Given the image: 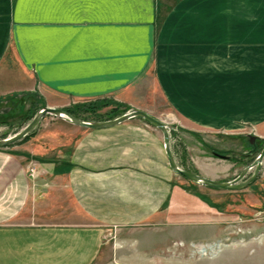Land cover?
Returning a JSON list of instances; mask_svg holds the SVG:
<instances>
[{
  "label": "crops",
  "instance_id": "crops-1",
  "mask_svg": "<svg viewBox=\"0 0 264 264\" xmlns=\"http://www.w3.org/2000/svg\"><path fill=\"white\" fill-rule=\"evenodd\" d=\"M90 1L73 0L68 10L61 9L57 15L62 22L69 18L84 23V29L92 33L85 35L89 47L78 41H66V45L43 41L39 34L38 42L21 43L26 59L39 62L85 53L107 55L108 31L131 26L105 18L110 7L116 9L111 0H98V7L94 5L97 0ZM124 1L116 7H130L135 14L143 11L140 2L128 5ZM206 1L217 2L181 4L167 19L156 47L157 84L176 115L172 121H159L178 126L182 139L236 135L232 130L255 121L254 111L264 104V82L255 81L264 77V25L238 21L236 5L224 11L223 5ZM148 5L151 17L143 22L151 23L155 5ZM96 7L100 10L95 12ZM5 16L9 21L10 13ZM138 18L136 23L141 22ZM97 25L102 38L94 42L88 36ZM144 35L126 37L118 48L142 55L153 51L148 33ZM152 57L150 52L149 60ZM143 64L144 57L39 71L49 78L109 71L135 77ZM257 92L261 103L254 97ZM136 120L86 133L69 155L53 150L54 161L43 163L41 150L32 147L28 154L33 162L28 164L0 152V264H93L112 229L153 230L221 221V215L199 195L175 186L185 178L170 168L162 133ZM188 150L196 168L183 169L177 162L179 168L212 181H232V166H222L199 149L195 155ZM205 165H210L212 174H207Z\"/></svg>",
  "mask_w": 264,
  "mask_h": 264
},
{
  "label": "rangeland",
  "instance_id": "rangeland-1",
  "mask_svg": "<svg viewBox=\"0 0 264 264\" xmlns=\"http://www.w3.org/2000/svg\"><path fill=\"white\" fill-rule=\"evenodd\" d=\"M126 1L128 5L140 2L143 11L135 14L130 7H116L124 0L109 1L116 9L110 7L105 18L123 21L131 27H116L108 31L111 39L106 44L107 55L85 53L60 60L51 58L29 62L21 43L38 42L39 34L45 38L43 41H57L61 45H66V41H78L88 46L85 35L92 33L84 29V23H73L75 21L69 18L62 22L57 17L58 11L68 10L73 0H0V140L21 133L44 108L63 110L86 123H107L134 111L148 113L166 122L174 119L176 115L157 84L156 47L169 16L185 1L202 0ZM148 3L155 5L151 23L143 22L151 17ZM210 3L223 5L224 11L236 5L238 21L264 25V0H217ZM98 4L101 5L100 1H94V5ZM97 7L95 12L100 10ZM6 12L11 15L9 21ZM94 17L101 16L95 14ZM136 17L141 22L136 23ZM96 28L100 27L95 26L93 35L88 36L94 42L102 38L103 32ZM147 33V41H152L153 51L147 50L146 56L141 52L125 53L118 48L120 40L130 36L144 38ZM92 47L95 45L90 50ZM150 52H153L151 61L148 58ZM143 57L145 64L137 72L134 70L137 73L135 77H128V73L123 75V71H109L76 72L49 78L39 71L60 66L82 68L104 61H130ZM255 81L264 82V77ZM260 96L259 92L254 94L255 99H259L258 103L263 101ZM137 119V122L153 127L145 120ZM254 120L247 126L233 129L236 135L224 136L195 135L182 139L178 126L169 127L174 131L171 147L176 162L183 169L194 170L196 167L188 149L193 155L200 150L208 158H217L222 166H232L229 176L234 181L258 160L264 150V104H258ZM95 131L99 130L80 128L48 115L24 140L0 149V152L28 164L33 162V157L28 154L29 147H32L30 149L41 150L43 163L54 161L53 150L67 156L83 135ZM252 139H255L254 143ZM204 169L207 174H212L210 165H205ZM255 171L251 170L241 183L253 179ZM175 186L199 195L203 203L221 215V221L153 230L140 228L119 232L112 229L107 232L93 264H264V160L257 179L240 191L215 190L187 179L177 181Z\"/></svg>",
  "mask_w": 264,
  "mask_h": 264
},
{
  "label": "water",
  "instance_id": "water-1",
  "mask_svg": "<svg viewBox=\"0 0 264 264\" xmlns=\"http://www.w3.org/2000/svg\"><path fill=\"white\" fill-rule=\"evenodd\" d=\"M48 115H52V116H55L57 118H61L64 121H66L70 124H73L77 127L91 129V130H106V129H110V128L119 126V125H121V124H123V123H125L131 119L141 118L162 133L163 138H164L165 151H166V155L168 158L169 166L175 174L187 179L188 181H190L192 183L203 185V186L215 189V190L240 191V190L244 189L245 187L249 186L252 182H254L257 179L259 172H260V169H261V166H262V163H263V160H264V150H263V152L260 155V157L258 158V160L251 167L245 169L238 178H236L234 181H231L228 183H221V182H217V181H212V180L206 179L200 175H197L195 173L184 171L178 167L177 162L175 160V157L173 155V151H172V147H171V138L174 135V131L170 130L169 127L165 123L157 120L156 118L152 117L148 113H145L142 111L131 112V113H129V114L117 119V120L107 122V123H86V122H83V121L73 117L71 114H69L63 110L55 109V108H44L38 114V116L33 120V122L30 125H28L21 133H19L18 135L14 136L10 139L0 140V149L9 147L11 145H14V144L19 143L20 141L24 140L27 136H29V134L33 130H35V128L39 125V123L43 120V118L45 116H48ZM254 141H255V139H252V143H254ZM215 155H216V157H219L221 159L225 158L219 154H215ZM253 169H256L253 179H251L250 181H248L246 183H241L246 178V176L249 174V172Z\"/></svg>",
  "mask_w": 264,
  "mask_h": 264
},
{
  "label": "bare ground",
  "instance_id": "bare-ground-1",
  "mask_svg": "<svg viewBox=\"0 0 264 264\" xmlns=\"http://www.w3.org/2000/svg\"><path fill=\"white\" fill-rule=\"evenodd\" d=\"M212 250H213V248H212ZM212 250H211V251H212Z\"/></svg>",
  "mask_w": 264,
  "mask_h": 264
},
{
  "label": "trees",
  "instance_id": "trees-1",
  "mask_svg": "<svg viewBox=\"0 0 264 264\" xmlns=\"http://www.w3.org/2000/svg\"><path fill=\"white\" fill-rule=\"evenodd\" d=\"M70 114V113H69Z\"/></svg>",
  "mask_w": 264,
  "mask_h": 264
}]
</instances>
